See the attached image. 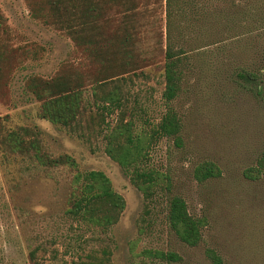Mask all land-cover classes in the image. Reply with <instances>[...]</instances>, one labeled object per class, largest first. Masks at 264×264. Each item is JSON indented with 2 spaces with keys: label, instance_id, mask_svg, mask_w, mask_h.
<instances>
[{
  "label": "rangeland",
  "instance_id": "1",
  "mask_svg": "<svg viewBox=\"0 0 264 264\" xmlns=\"http://www.w3.org/2000/svg\"><path fill=\"white\" fill-rule=\"evenodd\" d=\"M34 1L0 0V264H73L101 248L110 251L111 264H264V174L257 180L243 176L264 151V91L256 95L254 87L231 76L237 66L258 63L264 38L238 37V29H207L201 21L221 0H199V10L186 17L203 16L201 28L189 32L200 36V48L188 52L179 91L165 103L164 1L136 0L132 58L122 74L129 78L123 86V121L131 120L134 134L144 141L167 108L180 126L178 146L165 137L144 143L140 167L156 176L152 196L145 200L104 154V141L96 135L115 124L116 114H103L98 123L91 85L116 71L105 75L83 47L31 17ZM104 19L105 35H119L120 9H110ZM58 74L81 78L82 138L39 119L38 103L22 91L27 75ZM21 127L38 132L48 157L70 156L76 168L43 167L30 154L10 151L4 138ZM204 163L213 164L219 175L198 181L194 172ZM89 170L104 173L124 201L117 223L104 232L65 214L72 176ZM171 196L180 197L187 213L201 222L194 247L168 228Z\"/></svg>",
  "mask_w": 264,
  "mask_h": 264
},
{
  "label": "trees",
  "instance_id": "2",
  "mask_svg": "<svg viewBox=\"0 0 264 264\" xmlns=\"http://www.w3.org/2000/svg\"><path fill=\"white\" fill-rule=\"evenodd\" d=\"M30 2V0H28ZM164 1V49L162 78L164 89L162 98L165 103L173 100L178 91L180 80H183L184 67L188 62V52L198 50L200 36L190 35L201 22L211 31L222 28L238 29L243 38L262 40L264 38V0H241L234 5L231 0L217 1V4L204 16L187 18V12L199 10V0H163ZM36 6H30L31 17L41 19L44 26L64 34L76 46L83 47L88 55L100 65L105 75L116 71L109 77H103L91 85V104L95 107L98 123L103 121V114H116L115 124L106 132L97 130L104 141L103 152L115 162L127 176L129 184L149 200L156 184V176L140 167L144 156V143L149 144L151 137L172 138L179 145L180 126L177 116L169 108L151 130L148 138L134 134L131 120L123 121L126 105V93L123 90L128 60L132 58L134 47V24L136 0H35ZM224 4H229L224 8ZM112 8L120 9L119 35L107 36L104 32L105 16ZM195 15V14H193ZM192 15V17H194ZM221 25V26H220ZM231 26V27H230ZM4 32L0 16V34ZM190 32V34H189ZM212 36L206 38L211 39ZM214 41V40H212ZM222 41V40H221ZM224 42V41H223ZM258 63L251 67L240 65L231 72L233 78L243 80L254 87L256 95L264 91V45ZM202 47V46H201ZM119 57L116 61L115 58ZM4 53L0 51V61ZM124 58V59H123ZM1 70V69H0ZM80 77L70 74H58L50 78L27 75L24 78L22 91L38 103L37 117L68 132L84 134L80 130L82 117V85ZM110 86L109 88H107ZM87 104V103H86ZM88 127V126H87ZM86 129H90L86 128ZM99 129V128H98ZM37 131L21 127L9 132L4 142L12 152L21 155L30 154L40 166L47 168H76L75 161L67 155L48 157L36 139ZM264 174V151L255 159L254 165L243 171L248 180H257ZM219 175L211 163L197 167L194 177L198 181ZM65 214L76 223L107 231L117 223L124 209V201L111 187L109 179L101 171H76L70 181V192ZM166 222L177 239L194 247L200 240L201 222L191 217L184 201L178 196H171L166 201ZM164 257L175 260L173 254ZM212 262L218 257L209 252ZM73 264H111L110 251L101 248L84 255V260Z\"/></svg>",
  "mask_w": 264,
  "mask_h": 264
}]
</instances>
